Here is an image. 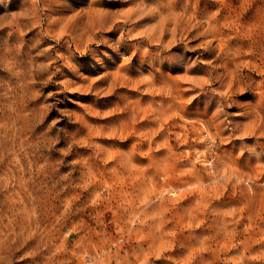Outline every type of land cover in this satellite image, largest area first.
<instances>
[{
    "label": "rangeland",
    "instance_id": "rangeland-1",
    "mask_svg": "<svg viewBox=\"0 0 264 264\" xmlns=\"http://www.w3.org/2000/svg\"><path fill=\"white\" fill-rule=\"evenodd\" d=\"M0 264H264V0H0Z\"/></svg>",
    "mask_w": 264,
    "mask_h": 264
},
{
    "label": "bare ground",
    "instance_id": "bare-ground-1",
    "mask_svg": "<svg viewBox=\"0 0 264 264\" xmlns=\"http://www.w3.org/2000/svg\"><path fill=\"white\" fill-rule=\"evenodd\" d=\"M2 256V255H1Z\"/></svg>",
    "mask_w": 264,
    "mask_h": 264
}]
</instances>
